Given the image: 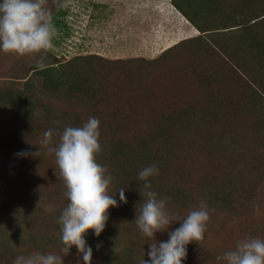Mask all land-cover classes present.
Instances as JSON below:
<instances>
[{"label":"rangeland","instance_id":"rangeland-1","mask_svg":"<svg viewBox=\"0 0 264 264\" xmlns=\"http://www.w3.org/2000/svg\"><path fill=\"white\" fill-rule=\"evenodd\" d=\"M254 1L253 12L264 14V0ZM55 2L47 0V7L56 12L53 22L57 35L53 49L45 54L44 64L54 66L56 74L63 77L59 87L42 85L44 79L32 69L40 54L19 56L0 52V89L10 85L22 88L25 79L36 78L34 98L39 111L37 124L30 132L18 127L22 113L16 115L10 102L0 100V153L5 151L0 173L20 183L16 191L9 187L7 192L11 193V206L20 216L15 221L24 226L19 231L30 230L21 232V236L38 237L37 248L63 255L58 217L66 188L55 153L48 148L58 145L66 127H81L94 116L101 122L99 142L116 152L132 142L146 141L155 146L158 133H151L161 120L166 123L165 129L168 127L163 140L170 173L162 175L169 184L170 191L166 193L170 194L164 195L168 196L169 210L184 216L201 201L205 202L206 197L211 196L214 201L209 190L233 199L232 208L207 203L210 221L205 239L201 244L194 241L187 246L184 264H218V255L234 249L237 241L246 237V226L260 222L264 226V112L260 110V98L241 78L246 76L243 70L250 68L242 44L250 43L252 30L238 28L237 32L227 31L225 36L220 34L222 28L218 32L213 30L211 24L217 16L212 15V22L203 13L210 10L209 0L201 3L200 10L181 1L196 25L212 29L202 32L193 31V24L173 0H66L67 7H56ZM240 2L229 0L219 7L225 13L229 11L232 20H239L246 18L245 11L237 13ZM256 31L264 34V27H257ZM256 53L251 60L253 66L264 61V50ZM87 71L90 75L85 80ZM256 77L255 86L259 87L264 72H258ZM14 78L17 80L12 81ZM180 112L183 115L175 118ZM169 116L173 120L167 122ZM186 121H194V127L189 129ZM48 129L54 130L53 143L39 151L38 143ZM20 148L30 151L26 157H16L14 152ZM244 152L254 157L257 172L240 157ZM114 178L110 184L113 194L119 177ZM122 178L128 190L127 200L133 201L134 210L120 202L118 195L119 206L109 210L108 228L90 244L92 264H138L144 253L145 259H149L151 242L133 224L143 203L139 190L143 182L136 183L133 177ZM252 188H256L254 193ZM152 190L155 191V183ZM258 197L262 206H253L259 202ZM50 203L55 206L53 213L45 210ZM180 223L170 225L169 230ZM262 235L264 239V232ZM168 238V232L156 234L158 241ZM97 244L101 245L99 249ZM24 249L13 251L6 261L0 258V264H13L22 253L38 252L34 247ZM78 259L81 257L77 256L75 246L64 257L65 264H77Z\"/></svg>","mask_w":264,"mask_h":264},{"label":"clouds","instance_id":"clouds-1","mask_svg":"<svg viewBox=\"0 0 264 264\" xmlns=\"http://www.w3.org/2000/svg\"><path fill=\"white\" fill-rule=\"evenodd\" d=\"M58 7H67L66 0H57ZM57 28L53 22L52 10L47 7V0H0V52L19 56L40 54L36 66L45 67V54L53 49ZM100 120L89 117L81 127H66L54 148V130L48 129L42 135L40 148H48L55 153L68 203L60 212V239L63 244L61 253L36 252L30 255H18L13 264H65L64 257L71 253L73 246L77 250V264H92L93 248L87 242L89 230L99 237L109 220V209L117 207L115 195L119 201L127 203L125 189L117 193L110 192L112 182L108 169L97 162L100 153ZM36 154V153H35ZM26 157L22 151L16 154ZM159 174L156 164L145 166L138 172V181H142L143 203L135 218L142 235L151 242L138 264H184L188 245L201 244L205 239L210 212L206 202L201 201L186 215L180 216L169 210L168 199L160 197L152 190L151 177ZM45 210L55 212V206L48 204ZM182 221L180 226L169 230L170 225ZM168 232L167 241H158L157 233ZM97 244V249L100 248ZM218 264H264V239L247 236L237 241L235 248L216 257Z\"/></svg>","mask_w":264,"mask_h":264},{"label":"trees","instance_id":"trees-1","mask_svg":"<svg viewBox=\"0 0 264 264\" xmlns=\"http://www.w3.org/2000/svg\"><path fill=\"white\" fill-rule=\"evenodd\" d=\"M55 5L57 7V0H55ZM181 1H184L186 4H191V5H196L197 8L195 9H201V3L205 4V0H173V4L176 6V8L186 17L189 19L190 22H192V24L198 29L202 31H212V29H204L202 27H200L199 25H196V22L187 15L186 11L184 10V8L181 5ZM211 3V6H209L208 9L210 10H204L203 13H207L208 17H211L212 22L213 20L215 21V19L212 18V15H216V22H214L211 25H214L213 30H217L216 32H218V30L220 28H222L223 32L220 33L223 36L227 35V31H230L229 33H233V32H237L236 29L240 28V29H248V30H252V39H250V43H243L242 46L245 45L244 49L242 50V53L246 55V59L247 61L250 63L249 66L250 68L245 69V71L243 70V72H245V75H241V78H245V81L243 82L244 85H246L248 87V89H250V91L252 93H256L257 96L260 98L259 99V103L261 104L262 108L260 110H262L264 112V81L259 87L255 86V79H258L257 73H263L264 72V61H260L257 62L254 66L251 63V60L253 57H255V55L257 54L256 52H260L262 53V51L264 49V34L257 32L256 28L257 27H264V14H259L257 11L253 12L254 10H252V5L255 3L254 0H240L241 2V8L239 9L238 12H243L245 11V13L243 14L244 16H246V18H240L239 20H232V15L229 14V11L227 13H225L222 10H220L221 6L219 7V4H225L228 3L229 0H209ZM239 1V0H237ZM246 1V2H245ZM233 6V5H232ZM55 7V8H56ZM218 9V10H217ZM53 11V10H52ZM66 11L63 12V14H65ZM53 13V17L56 16V12H52ZM225 13L224 16H222ZM220 20V21H219ZM195 22V23H194ZM245 27V28H244ZM193 28V27H191ZM230 29V30H227ZM194 30V28H193ZM234 30V31H233ZM195 31V30H194ZM196 32V31H195ZM215 31H213L212 33H214ZM215 32V33H216ZM246 44L248 45V47H246ZM251 46V47H250ZM256 50V52H255ZM259 53V54H260ZM251 58V59H250ZM69 65V64H67ZM72 65V64H71ZM69 65V66H71ZM32 69L34 70V72L36 74H39L45 82H42V85H46V87H59L61 83H63L64 81L62 80L63 77L61 75L56 74L54 66H49L48 64L43 68V69H39L37 68L36 65H32L31 66ZM207 69L212 72L211 69H209V66L207 65ZM258 70V71H256ZM54 72V73H53ZM87 78L89 79V71H87L86 73H84ZM242 74V73H241ZM243 76V77H242ZM74 78H76V75H74ZM17 80V78L12 79V81ZM35 80L36 78L33 77H28L27 79H25L24 82V87L22 88H18L14 85H10L6 88H1L0 89V100H3L4 102H10L9 104H11V106L13 107L14 111L16 112V115H20L22 113V120L21 123L18 125L19 129L24 130L25 132H30L31 130H33L32 128H34V125L36 126L37 124V117H36V113L39 111L38 108V101L35 100L34 98V86H35ZM81 79L78 77L77 82L81 84L82 81H80ZM242 80V79H241ZM248 80V82H247ZM254 83H253V82ZM260 82V81H259ZM261 89V91H260ZM183 113L180 112L179 115H176L175 118H178L180 116H182ZM171 117V118H170ZM210 120H212L211 118H209ZM208 118H206V121H210ZM220 120H222L221 118H219ZM167 122H170L171 120H173L172 116H169L166 118ZM213 121V120H212ZM186 123L188 124V128L191 129L194 127V121H191L189 123V121H186ZM165 122L160 120V125H155V127H153L151 136H154L155 132H157V137H156V145L155 146H151L149 143H147L146 141H142V142H132L131 145L127 144V146H122L119 147V149L114 152V148L108 149L105 148L104 146L101 145V151L100 153L97 154V162L103 166H105L108 171L111 173L112 176V181H114V177L117 176L119 177V179L116 181V188L117 191L116 193L121 189L124 188L125 189V183L122 182L120 179H127V178H134L136 183H142V181H136L137 177H138V172L144 168L145 166H149L151 164H156L159 167V174L151 177V183H155V192L158 193V195L160 197H165V194H170V193H166L170 190H168V186L169 184L165 181H163V179H165L164 175L162 174H169L170 169L168 168V164L167 162L168 160V156H165L164 153L167 152V149L164 147V143H166V140H163V137L165 135L164 131H166L168 129V127L165 129ZM23 125H28V128H23ZM163 131V135L162 137L159 134H162ZM17 132L18 129H17ZM178 132H180V130H178ZM224 132H222L223 134ZM235 134V133H234ZM233 134V135H234ZM2 135V133L0 132V136ZM173 136L176 137L175 134H172ZM179 135V134H178ZM224 135V134H223ZM4 136V135H3ZM9 137H12V135L10 134ZM5 138V136H4ZM179 138H181L179 136ZM217 140H221L222 142H225L224 138L216 136ZM235 138V137H234ZM214 139V137H213ZM227 141V138H225ZM229 139V138H228ZM22 141V139H16V141ZM232 141H235L232 138ZM100 143V142H99ZM215 143V142H214ZM39 144V143H38ZM101 144V143H100ZM217 144V143H216ZM139 146V148H138ZM128 147V148H127ZM39 148V145L37 146V149ZM24 148H20V149H16V151L14 153H20L22 151H26L23 150ZM165 151V152H164ZM3 153H0V167H3V157L5 156L4 152L5 151H1ZM27 153L30 152L29 150L26 151ZM2 154L4 156H2ZM16 157H20L17 156ZM240 157H244L243 161L245 164H251L250 167L257 172L258 169L256 168V166L253 165V160L254 157H252L248 152L247 153H243ZM239 157V158H240ZM6 158H9V156H7ZM6 166H4V169ZM14 167V166H13ZM121 173V174H120ZM6 175L0 173V258L1 261L5 260V258L9 257L10 254L15 251L18 250L19 248H24V251L27 250V248L32 249L33 247L37 249L38 252L41 253H46V250L44 247L39 246V248H37V243H38V237L36 238L35 236H27V239H24V236H21V232H26L28 233L30 230H25V231H19V229L23 228L22 225H20V223H18V221H15L19 216V213L16 212L14 210V208L11 206V193L8 194L7 190L9 189V187H13L14 191H16L18 189L17 184L19 183H14V179L11 178L10 176L5 177ZM183 176V175H181ZM18 180V179H17ZM116 180V179H115ZM138 180V179H137ZM228 181H230V179H227ZM20 184V183H19ZM23 185H25V183L23 182ZM65 186V184H64ZM125 186V187H124ZM232 187V186H231ZM226 189V188H224ZM256 190V188H252L251 192L254 193ZM128 190L125 189V195L127 193ZM176 191V193H180L179 191ZM223 193H226L225 191ZM209 194H214V201L213 198L211 196L206 197L205 202L206 203H218V204H222L224 208H232V197L230 195H223L220 191H211L209 190ZM118 193L116 194L115 199H117L118 197ZM172 196V194H171ZM170 196V197H171ZM252 197H254L253 195H251ZM231 197V198H230ZM66 198V196H65ZM168 198V196H167ZM222 198V199H221ZM261 197H258L259 202L256 203L255 205L253 204V206L256 205H260L262 206V202L260 201ZM221 201H223L221 203ZM43 203V202H42ZM68 200L67 198L65 199L64 204L62 205L63 208L67 205ZM119 203V202H118ZM133 201H131L130 199L127 200V203H124L126 206L130 205L132 210H134V206L132 205ZM207 204V205H208ZM244 206H247L246 204H242ZM257 207V206H256ZM44 209V208H42ZM111 211V208L109 209ZM135 218L136 216H134V223L135 222ZM263 224L262 222H260L258 225L256 226H246V237L247 236H254V237H259L262 238L263 237V232H264V228H263ZM108 228L107 224L105 229ZM102 236V235H101ZM96 237L93 234V230H89L88 234L86 235V239L87 242L89 244H91V242H93V240ZM28 244V245H27ZM23 254V253H22ZM21 254V255H22ZM29 254V253H28ZM27 254V255H28ZM26 255V256H27ZM210 256V253H209ZM207 259V257H206ZM6 261V260H5Z\"/></svg>","mask_w":264,"mask_h":264},{"label":"crops","instance_id":"crops-1","mask_svg":"<svg viewBox=\"0 0 264 264\" xmlns=\"http://www.w3.org/2000/svg\"><path fill=\"white\" fill-rule=\"evenodd\" d=\"M192 23V22H191ZM192 27L194 28V29H196L197 30V32H199V30L194 26V25H192ZM194 31V30H193ZM193 31H191V32H193Z\"/></svg>","mask_w":264,"mask_h":264}]
</instances>
